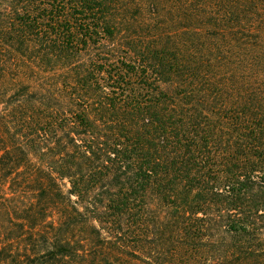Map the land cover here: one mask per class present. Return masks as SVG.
I'll list each match as a JSON object with an SVG mask.
<instances>
[{
  "label": "trees",
  "instance_id": "1",
  "mask_svg": "<svg viewBox=\"0 0 264 264\" xmlns=\"http://www.w3.org/2000/svg\"><path fill=\"white\" fill-rule=\"evenodd\" d=\"M0 264H264V0H0Z\"/></svg>",
  "mask_w": 264,
  "mask_h": 264
}]
</instances>
